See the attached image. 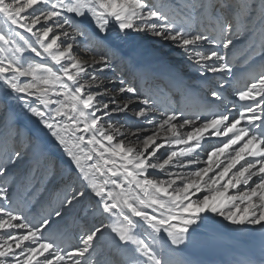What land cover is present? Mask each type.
Segmentation results:
<instances>
[{"label":"snow or ice","instance_id":"6c2138e0","mask_svg":"<svg viewBox=\"0 0 264 264\" xmlns=\"http://www.w3.org/2000/svg\"><path fill=\"white\" fill-rule=\"evenodd\" d=\"M133 34L200 82L116 77ZM239 45L264 59V0H0V264H192L217 217L260 230L259 255L226 264H264V65L234 84Z\"/></svg>","mask_w":264,"mask_h":264},{"label":"bare ground","instance_id":"6f19581e","mask_svg":"<svg viewBox=\"0 0 264 264\" xmlns=\"http://www.w3.org/2000/svg\"><path fill=\"white\" fill-rule=\"evenodd\" d=\"M119 56L121 59L113 66L116 77L123 76L128 80L136 79L137 83H140V74L144 72L159 73L168 70L163 67H170V69H174L184 75L185 79L189 82H200L195 70L185 62V58L179 49L158 38L151 37L150 34L147 36L144 34H133V39L121 45ZM233 56L237 63V70L245 67L242 65L243 63H245L246 66L249 64H256L259 70L261 65H264V59L259 57L258 52L249 53L246 45H239L234 49ZM251 57H255L254 63L251 62ZM159 65H163V67ZM49 66L52 65L50 64ZM106 75L111 77L112 74L109 72L106 73ZM215 79L218 80L220 77L217 76ZM109 87L111 88L112 85L109 84ZM229 99H231V97H229ZM12 103L16 113L15 118L18 121L21 131L26 136L33 139H39L42 143L50 146L51 138L48 136L47 131L36 122L34 117H31L30 114L25 115L24 112L15 106L14 101ZM161 103L166 105L167 102L162 99ZM2 119L3 114H0V121H2ZM211 142L215 143V139ZM205 147H207V145ZM54 159L56 160L58 171L63 170L64 176L67 178L68 166L66 158L61 157L58 150H56L54 153ZM21 167H23V165H21ZM88 206L91 207L90 204ZM89 220H91V217H89ZM205 226L217 228L225 234L244 240L255 238L260 235L259 229L252 230L250 228H235L219 217L215 220L208 221L198 231L203 230ZM181 254L191 260L192 264H199L198 260L191 255L183 251Z\"/></svg>","mask_w":264,"mask_h":264},{"label":"rangeland","instance_id":"374dc122","mask_svg":"<svg viewBox=\"0 0 264 264\" xmlns=\"http://www.w3.org/2000/svg\"><path fill=\"white\" fill-rule=\"evenodd\" d=\"M159 66L163 67V65H159ZM163 68L168 69V70L170 69V67H163Z\"/></svg>","mask_w":264,"mask_h":264}]
</instances>
